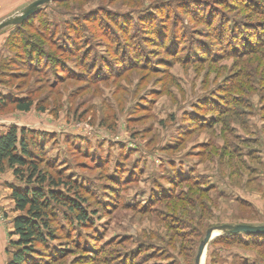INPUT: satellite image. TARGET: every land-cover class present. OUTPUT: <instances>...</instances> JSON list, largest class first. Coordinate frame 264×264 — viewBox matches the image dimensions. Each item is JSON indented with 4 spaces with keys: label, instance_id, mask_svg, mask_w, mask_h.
<instances>
[{
    "label": "rangeland",
    "instance_id": "rangeland-1",
    "mask_svg": "<svg viewBox=\"0 0 264 264\" xmlns=\"http://www.w3.org/2000/svg\"><path fill=\"white\" fill-rule=\"evenodd\" d=\"M32 1L0 0V22ZM263 109L264 0H55L3 29L0 134L41 139L39 168L88 218L56 207L27 264H194L208 228L264 226ZM10 186L6 168L0 264ZM203 264H264V236L220 234Z\"/></svg>",
    "mask_w": 264,
    "mask_h": 264
},
{
    "label": "trees",
    "instance_id": "trees-1",
    "mask_svg": "<svg viewBox=\"0 0 264 264\" xmlns=\"http://www.w3.org/2000/svg\"><path fill=\"white\" fill-rule=\"evenodd\" d=\"M252 51L251 55L259 54L257 50ZM11 103L22 112H28L33 105L27 98L14 99ZM262 128L264 130V124ZM28 133L29 130L12 126L0 134V172H4L6 168L11 169L16 181L22 184L10 186L14 210L19 215L13 220L12 235L17 239L10 242L14 250L9 253L11 259L8 264L30 263L31 257L36 253L35 244L51 248L50 243L55 237L50 223L55 219L56 207H65L68 212L74 213L80 224L88 219L76 199L71 200L67 195H62L57 190L59 185L53 186L55 188L50 186L54 182L39 168V163L45 162L42 156L44 148L39 143L41 139L35 140L36 136L32 134L28 138ZM261 235L264 236H252Z\"/></svg>",
    "mask_w": 264,
    "mask_h": 264
},
{
    "label": "water",
    "instance_id": "water-1",
    "mask_svg": "<svg viewBox=\"0 0 264 264\" xmlns=\"http://www.w3.org/2000/svg\"><path fill=\"white\" fill-rule=\"evenodd\" d=\"M55 0H34L25 6L19 13L3 20L0 22V31L9 27V26H17L25 19L30 17L31 15L35 14L39 11V9L48 3H51ZM220 234H227V235H258L264 234V226H253L247 224H224L220 226H214L208 228L199 242L197 247V251L194 257V264H203L202 259L205 256V250L209 242L216 236Z\"/></svg>",
    "mask_w": 264,
    "mask_h": 264
},
{
    "label": "bare ground",
    "instance_id": "bare-ground-1",
    "mask_svg": "<svg viewBox=\"0 0 264 264\" xmlns=\"http://www.w3.org/2000/svg\"><path fill=\"white\" fill-rule=\"evenodd\" d=\"M203 261H204V257H203V259H202V263H203Z\"/></svg>",
    "mask_w": 264,
    "mask_h": 264
}]
</instances>
